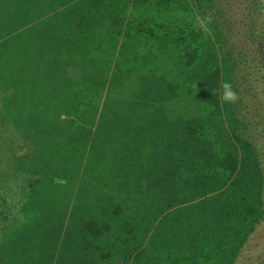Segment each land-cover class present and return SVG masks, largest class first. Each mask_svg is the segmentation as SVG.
Listing matches in <instances>:
<instances>
[{
    "label": "trees",
    "instance_id": "1",
    "mask_svg": "<svg viewBox=\"0 0 264 264\" xmlns=\"http://www.w3.org/2000/svg\"><path fill=\"white\" fill-rule=\"evenodd\" d=\"M220 10L0 0V264L239 263L264 164L219 99L244 62Z\"/></svg>",
    "mask_w": 264,
    "mask_h": 264
},
{
    "label": "rangeland",
    "instance_id": "2",
    "mask_svg": "<svg viewBox=\"0 0 264 264\" xmlns=\"http://www.w3.org/2000/svg\"><path fill=\"white\" fill-rule=\"evenodd\" d=\"M216 3L224 21H228L227 24L231 27L233 43L243 51L244 62L237 82L239 103L249 129L259 144L264 164V63L261 62L262 57L258 51L261 38L255 39L256 35L252 37L256 24L264 21L261 0H216ZM0 130L5 129L0 127ZM13 130L10 127L7 132H14ZM259 256H262L260 261L264 263V222L253 235L238 264H259Z\"/></svg>",
    "mask_w": 264,
    "mask_h": 264
},
{
    "label": "clouds",
    "instance_id": "3",
    "mask_svg": "<svg viewBox=\"0 0 264 264\" xmlns=\"http://www.w3.org/2000/svg\"><path fill=\"white\" fill-rule=\"evenodd\" d=\"M219 99L225 104H234L239 100V96L233 89L230 82L222 83ZM53 182L58 185H66L67 179L62 177H54Z\"/></svg>",
    "mask_w": 264,
    "mask_h": 264
}]
</instances>
